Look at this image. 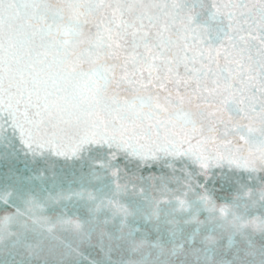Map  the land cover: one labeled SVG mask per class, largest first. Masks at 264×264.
Listing matches in <instances>:
<instances>
[{
    "label": "snow or ice",
    "instance_id": "6c2138e0",
    "mask_svg": "<svg viewBox=\"0 0 264 264\" xmlns=\"http://www.w3.org/2000/svg\"><path fill=\"white\" fill-rule=\"evenodd\" d=\"M0 264H264V0H0Z\"/></svg>",
    "mask_w": 264,
    "mask_h": 264
}]
</instances>
